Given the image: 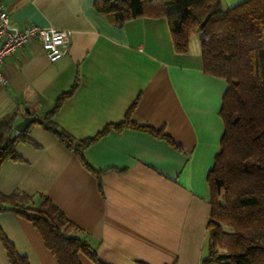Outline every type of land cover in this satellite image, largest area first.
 Wrapping results in <instances>:
<instances>
[{
	"label": "crops",
	"instance_id": "1",
	"mask_svg": "<svg viewBox=\"0 0 264 264\" xmlns=\"http://www.w3.org/2000/svg\"><path fill=\"white\" fill-rule=\"evenodd\" d=\"M218 1L225 10L244 0ZM0 2L13 25L70 31L56 61L34 39L4 60L0 125L9 120L8 135L21 136L15 157L0 164V192L47 197L103 264H200L226 83L203 71L199 35L176 53L164 17L113 26L93 0ZM128 111L171 142L136 128L104 131ZM50 124L76 141L93 139L82 158ZM0 232L26 264H57L29 221L0 212ZM77 260L95 264L82 252ZM0 264H10L1 239Z\"/></svg>",
	"mask_w": 264,
	"mask_h": 264
},
{
	"label": "trees",
	"instance_id": "2",
	"mask_svg": "<svg viewBox=\"0 0 264 264\" xmlns=\"http://www.w3.org/2000/svg\"><path fill=\"white\" fill-rule=\"evenodd\" d=\"M93 7L113 26L141 16L164 17L176 53H186L191 37L199 35L203 71L226 83L219 109L223 133L206 176L208 243L200 264H264V0H244L225 10L218 0H93ZM10 124L4 120L0 125V164L15 157L13 146L21 136L8 135ZM50 127L80 157L93 140L76 141ZM122 127L171 142L161 130L136 125L129 111L123 122L109 124L104 131ZM3 211L29 221L57 264H79V252L103 264L47 197L35 200L22 192H0ZM0 239L10 264H26L1 232Z\"/></svg>",
	"mask_w": 264,
	"mask_h": 264
},
{
	"label": "built area",
	"instance_id": "3",
	"mask_svg": "<svg viewBox=\"0 0 264 264\" xmlns=\"http://www.w3.org/2000/svg\"><path fill=\"white\" fill-rule=\"evenodd\" d=\"M69 30L40 27L35 24L19 27L9 20L6 7L0 2V82L7 83L2 69L5 58L15 53L30 40H36L49 61H56L65 54L69 43ZM18 131H16V134Z\"/></svg>",
	"mask_w": 264,
	"mask_h": 264
},
{
	"label": "water",
	"instance_id": "4",
	"mask_svg": "<svg viewBox=\"0 0 264 264\" xmlns=\"http://www.w3.org/2000/svg\"><path fill=\"white\" fill-rule=\"evenodd\" d=\"M28 118H24L21 122H19L17 125H16V128L18 129V130H23L26 126H27V124H28Z\"/></svg>",
	"mask_w": 264,
	"mask_h": 264
},
{
	"label": "rangeland",
	"instance_id": "5",
	"mask_svg": "<svg viewBox=\"0 0 264 264\" xmlns=\"http://www.w3.org/2000/svg\"><path fill=\"white\" fill-rule=\"evenodd\" d=\"M196 38H197V35L195 34V35H193L192 37H191V42H194L195 40H196Z\"/></svg>",
	"mask_w": 264,
	"mask_h": 264
}]
</instances>
